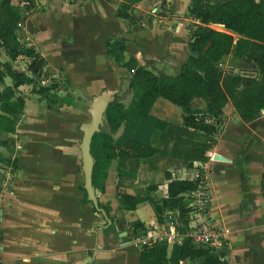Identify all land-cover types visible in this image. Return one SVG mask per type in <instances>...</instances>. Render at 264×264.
Instances as JSON below:
<instances>
[{
    "label": "crops",
    "instance_id": "1",
    "mask_svg": "<svg viewBox=\"0 0 264 264\" xmlns=\"http://www.w3.org/2000/svg\"><path fill=\"white\" fill-rule=\"evenodd\" d=\"M45 1H20L18 29L1 28L0 68L11 66L9 60L16 63V69L31 67V56L13 54L18 44L30 46L45 61L47 81L58 84L43 94L36 92L32 83L17 85L15 92L22 96L23 108L13 131L0 129V264H138L135 237L165 228L170 216L163 215L159 223L149 200L129 209L118 208L119 200L144 194L145 186L159 179L161 171L140 164L138 157L118 153L106 170L102 186L96 187L99 206L105 207L108 218L114 220L107 223L82 199L76 144L80 132L76 125L89 120L98 96L117 93L122 101L120 93L125 90L129 99L127 83L133 70L106 53L109 37L123 34L126 38L124 60L132 57L155 73L175 74L191 56L189 29L198 21L186 10L189 0H138L132 12L140 21L130 26L115 15L119 0H50L55 6L79 9L78 20L36 27L32 16L44 12ZM164 8L166 13L161 14ZM237 60L243 61H230ZM239 71L246 76L242 73L246 70ZM11 82L4 75L0 89ZM246 82L242 80V85ZM66 93L71 102L66 101ZM104 110L101 117L105 122ZM154 122L149 116H132L125 125L118 124L122 127L118 130L117 126L115 135L122 132L146 141ZM8 138L13 141L10 147L1 142ZM213 153L225 159L213 158ZM206 154L205 162L193 161L190 168H169L171 175L190 178L197 166L204 168L206 219L224 234L227 264H264V112L244 120L239 110L226 102L221 128ZM13 157L15 165L10 162ZM119 173L123 175L121 181ZM165 187L163 180L149 194L163 196ZM146 206L152 209V217L143 215ZM134 223L139 224L134 227ZM170 246L166 245V251ZM199 262L200 258L183 259L178 264Z\"/></svg>",
    "mask_w": 264,
    "mask_h": 264
},
{
    "label": "trees",
    "instance_id": "2",
    "mask_svg": "<svg viewBox=\"0 0 264 264\" xmlns=\"http://www.w3.org/2000/svg\"><path fill=\"white\" fill-rule=\"evenodd\" d=\"M20 1L26 0H0V35H3L2 27L8 31L18 29L22 19L18 11ZM137 1L119 0L116 5L115 15L124 19L128 26L140 21V17L132 12ZM160 4L164 7V1ZM186 10L198 21L189 29L192 40L188 41V46L195 54L188 56L175 74L155 73L139 65L132 57L124 60L126 38L123 34L106 40L105 50L111 59L133 70L127 83L130 96L123 103L117 93L111 95L104 110L105 127L99 123L89 142L92 158L90 182L93 188L102 186L106 170L118 153L138 157L139 163L144 166L151 169L160 167L161 177L147 184L144 194L120 198L118 208L129 209L147 199L152 204L157 222L160 223L163 215L168 216L175 209L184 228L188 219L195 216L198 206L195 197L192 198L188 192L204 191L205 169L197 166L193 177L180 178L173 177L169 168H190L193 161H206V151L215 142V135L221 128L222 107L226 102L235 106L244 120L264 112V0H189ZM162 12L165 14L166 8ZM149 23L150 18L146 17V24ZM208 23L220 24L229 32L213 28ZM232 33L237 37L233 38ZM16 53L37 59V67L39 62L44 61L30 46L18 44L13 49V54ZM226 54L254 60L255 65L251 69L254 74L247 77L245 85H242V75L223 71L218 66V61ZM24 70L39 79L35 69L26 66ZM24 70L5 65L0 68V82L4 75L12 81L3 84L0 89V111L3 112L0 114V129L13 131L23 108V98L15 92L17 85L32 83L33 89L43 94L58 84L57 81H46L38 85ZM158 97L180 107L179 120L177 116L175 121L155 118L149 113ZM195 98L201 99L204 107H193L191 101ZM65 99L71 102L67 93ZM132 116H149L155 120L146 141L123 135L122 132L115 135L118 124L125 125ZM1 142L7 147L13 144L11 138ZM10 162L15 165L16 158L13 157ZM163 180L166 181L165 195H150L149 190L155 189ZM80 190L83 201H89L83 186ZM207 201L206 196L203 211H206ZM137 252L138 264H178L179 260L194 258H200L198 264H227L225 242L222 249L213 250L202 243L192 242L188 237L171 243L169 251H166L164 241L153 240L148 244H139Z\"/></svg>",
    "mask_w": 264,
    "mask_h": 264
},
{
    "label": "rangeland",
    "instance_id": "3",
    "mask_svg": "<svg viewBox=\"0 0 264 264\" xmlns=\"http://www.w3.org/2000/svg\"><path fill=\"white\" fill-rule=\"evenodd\" d=\"M50 2H51L50 0H46L45 2H43V4H44L43 5L44 6V12L43 13H41V12L35 13L32 16V17H35L36 20H37V26L36 27H39L40 25H41V27L44 26V25L57 26L58 22L62 23L63 21H65L67 19L71 20L73 22L78 20L77 18L75 19V17L79 16L78 15V13H80L79 9H75V7L72 6V5H65V4H62V5L60 4V6L59 5L55 6V4L53 2H52V4H50ZM56 18H58V21L56 20ZM62 24H64V22ZM231 35L233 36V38L237 37L235 34H231ZM0 55H2V53H0ZM232 58L233 57H231L229 54L224 55L218 61V66L223 71H226V70H228L230 72H234L235 71V73H238V74H240L239 72H241L239 70H241V69L242 70H246V72H242V73L246 74V76H244V77L242 76L243 77L242 80H244V79L247 80V77L252 76L254 74L253 71L250 69L251 68L250 64H252V63H250L251 61H249L247 58H243V61H238L237 60L236 62L235 61H230ZM37 61H38L37 59H34L33 62L30 63V66H31L30 69L32 68V69H35V71H38L40 81L45 82V81H47V78L44 76L45 72H43L44 71L43 70V66H44V62L45 61L39 62V66L38 67L36 66ZM9 63H10V65L12 67H17L16 63L12 62L11 60H9ZM22 66H25V63H23ZM49 97H52V96H49ZM120 97H121L122 101H124V102L127 100L128 94L125 92V90H121ZM56 101H57V99H56ZM191 105L193 107H199V108L204 107L203 101L201 99H198V98L197 99H193L191 101ZM179 112H180V107L178 105L172 104V103H170V102H168L166 100H163V99H161L159 97L156 98V100L154 101V103L152 104V106H151V108L149 110V113L152 114L155 118H162V119L168 118L170 120H174V118L176 116L178 117V120H179L180 119ZM99 123H100L101 126L105 127V122H104L103 117H101V120H100ZM81 127H82V124L81 125L80 124L76 125V129L80 132L78 140H77V143H76L77 147H78L79 140H80V137H81ZM121 127L122 126L119 125L118 126V130H120ZM79 165H80V160H79V164H78V173L80 174V176L82 178V172H81V168H80ZM118 176L120 177V181H121L123 175L121 173H119ZM82 185H83V183H82ZM191 195H192V198H193V196L195 197V202H197L196 201V197L206 198V196H207L206 192H204V191L203 192L198 191L197 192V196H195L193 194H191ZM198 203H201V202H198ZM99 204H98V206H99ZM145 210H146V212L142 211L144 216H148V215L151 216V217L153 216L152 209L149 206H146Z\"/></svg>",
    "mask_w": 264,
    "mask_h": 264
},
{
    "label": "built area",
    "instance_id": "4",
    "mask_svg": "<svg viewBox=\"0 0 264 264\" xmlns=\"http://www.w3.org/2000/svg\"><path fill=\"white\" fill-rule=\"evenodd\" d=\"M198 190L190 191L188 194H193L197 196ZM261 194L264 197V173L261 177ZM201 198V199H200ZM196 197L197 210L195 211V216L188 219L186 228L179 219L177 210L172 209L171 214H169L170 219L167 220V225L165 228H158L155 232H146L144 237H135V240L139 244H148L153 240L164 241L166 245L173 242H179L181 239L188 237L194 243H202L205 246H209L213 250L222 249V243L225 242L224 234L222 230L218 229L212 225L206 219V212L203 211V204L206 198ZM201 202V203H198ZM176 211V212H175ZM179 228H184L182 233H178ZM179 260L178 263H181Z\"/></svg>",
    "mask_w": 264,
    "mask_h": 264
},
{
    "label": "water",
    "instance_id": "5",
    "mask_svg": "<svg viewBox=\"0 0 264 264\" xmlns=\"http://www.w3.org/2000/svg\"><path fill=\"white\" fill-rule=\"evenodd\" d=\"M194 54L195 52L192 51L191 55H194ZM251 63H252V66L255 65L253 60L251 61ZM24 73L32 77L38 85H42L45 83L43 81H40V79H38L35 75H33L28 70H24ZM110 98H111V95H101L95 98V101L91 109L90 118L81 127V137L79 140L78 149H79V155H80V168L82 172L83 187L86 191L87 198L89 199V201L91 202L95 210L98 211L106 219L107 223H110V222L114 223V220H110L108 218L104 209L98 206V202L96 198L98 190L96 188H93L90 182V170L92 166V158L89 154V142H90L91 135L94 132V130L97 129V125L99 124L101 120V115L105 108L106 102ZM212 157L218 158V159H225V157L217 153H213ZM122 232L123 231L119 232V234L121 235Z\"/></svg>",
    "mask_w": 264,
    "mask_h": 264
},
{
    "label": "bare ground",
    "instance_id": "6",
    "mask_svg": "<svg viewBox=\"0 0 264 264\" xmlns=\"http://www.w3.org/2000/svg\"><path fill=\"white\" fill-rule=\"evenodd\" d=\"M218 27H222V26H218ZM223 28V27H222ZM219 29H221V28H219ZM224 29V28H223Z\"/></svg>",
    "mask_w": 264,
    "mask_h": 264
}]
</instances>
